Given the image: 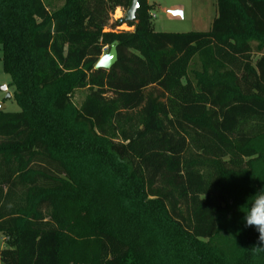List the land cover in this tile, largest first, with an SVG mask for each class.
<instances>
[{"label":"trees","instance_id":"obj_1","mask_svg":"<svg viewBox=\"0 0 264 264\" xmlns=\"http://www.w3.org/2000/svg\"><path fill=\"white\" fill-rule=\"evenodd\" d=\"M130 1L0 0L19 106L0 110V262L264 264L243 223L264 187V0H214L188 32L154 31L147 0L111 21Z\"/></svg>","mask_w":264,"mask_h":264},{"label":"rangeland","instance_id":"obj_2","mask_svg":"<svg viewBox=\"0 0 264 264\" xmlns=\"http://www.w3.org/2000/svg\"><path fill=\"white\" fill-rule=\"evenodd\" d=\"M46 4L48 0H43ZM61 0H50L53 6H58ZM150 5V20L154 31L156 32H188V31H204L210 26L211 20L215 14L214 0H147ZM169 10H180L182 15H172ZM125 11H118L116 15L119 18L124 17ZM120 12V13H119ZM114 13V12H113ZM112 13V14H113ZM111 21L114 19L110 15ZM109 30V28H106ZM116 30H132L127 24L123 23L116 27ZM106 52V51H105ZM104 52V53H105ZM256 55V53H253ZM2 50L0 46V105H4L5 112H17L19 106L14 98L7 97V93L12 94L13 88L9 86L10 76L4 72L2 66ZM200 69V61L195 58L191 64L189 76L192 71ZM8 87L3 90L2 87ZM86 95V90L76 91L72 96V101L79 106ZM6 237L0 233V248L6 246ZM0 264H3L0 262Z\"/></svg>","mask_w":264,"mask_h":264},{"label":"clouds","instance_id":"obj_3","mask_svg":"<svg viewBox=\"0 0 264 264\" xmlns=\"http://www.w3.org/2000/svg\"><path fill=\"white\" fill-rule=\"evenodd\" d=\"M251 198V204L243 211V223L245 227H254L259 233V240L264 243V187L256 191Z\"/></svg>","mask_w":264,"mask_h":264},{"label":"water","instance_id":"obj_4","mask_svg":"<svg viewBox=\"0 0 264 264\" xmlns=\"http://www.w3.org/2000/svg\"><path fill=\"white\" fill-rule=\"evenodd\" d=\"M139 7L138 0H131L128 8L125 11L124 17L119 18V22L122 23L123 20H134L136 11ZM172 15H182V12L180 10H169L168 11ZM117 42L113 41L110 44V47L107 52L103 53L99 59L96 61L94 65V69H109L112 65L115 64L117 61V48H116ZM3 90H6V87H2ZM8 98L11 97L10 93H7L6 95ZM4 109V105H0V110Z\"/></svg>","mask_w":264,"mask_h":264},{"label":"crops","instance_id":"obj_5","mask_svg":"<svg viewBox=\"0 0 264 264\" xmlns=\"http://www.w3.org/2000/svg\"><path fill=\"white\" fill-rule=\"evenodd\" d=\"M147 2H148V1H147ZM61 4H62V0L60 1V4H58V6L61 5ZM46 5H47L48 8H51V7H58V6H53L52 3L50 2V0H48V2H47ZM118 9H119V11H120V8H118ZM117 11H118V10H117ZM116 13H117V12H116ZM119 13H120V12H119ZM7 88H9V86L6 87V89H7ZM11 96H12V94H11Z\"/></svg>","mask_w":264,"mask_h":264},{"label":"built area","instance_id":"obj_6","mask_svg":"<svg viewBox=\"0 0 264 264\" xmlns=\"http://www.w3.org/2000/svg\"><path fill=\"white\" fill-rule=\"evenodd\" d=\"M117 10L119 11V9L116 8V9L114 10V13L111 14V16H112L114 19H117V18L119 17V15H116ZM129 28H132V27H129Z\"/></svg>","mask_w":264,"mask_h":264},{"label":"bare ground","instance_id":"obj_7","mask_svg":"<svg viewBox=\"0 0 264 264\" xmlns=\"http://www.w3.org/2000/svg\"><path fill=\"white\" fill-rule=\"evenodd\" d=\"M118 12V11H117Z\"/></svg>","mask_w":264,"mask_h":264}]
</instances>
